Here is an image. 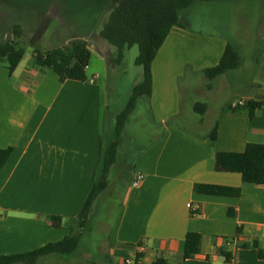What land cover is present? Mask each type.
Masks as SVG:
<instances>
[{
    "label": "crops",
    "instance_id": "0c3cea01",
    "mask_svg": "<svg viewBox=\"0 0 264 264\" xmlns=\"http://www.w3.org/2000/svg\"><path fill=\"white\" fill-rule=\"evenodd\" d=\"M245 3L256 23L244 39L235 30L232 38L195 30L187 24L188 14L185 27L170 29L151 64L150 96L139 101L150 127L146 143L137 145L134 165L126 167L121 159L109 173L112 180L108 176L107 189L91 209L79 250L36 264H125L126 259L133 264H227L221 249L230 253L232 264H264V184H242L238 174L214 170L217 153H241L248 143L264 144V0ZM228 43L239 53L240 65L209 81L205 70L218 64ZM199 89L200 99L195 95ZM220 91H226L224 99L213 107L210 99ZM235 96L236 102L229 100ZM250 100L263 103L253 117L231 108ZM196 103L206 105L203 115L194 112ZM103 107L96 74L83 82H60L53 71L36 64L34 55L22 59L11 75L0 63V149H12L0 171V257L79 232L75 219L92 187L104 142ZM133 113L126 127L137 121L131 120ZM116 115L108 114L110 122ZM215 125L211 142L208 135ZM132 141L124 130L118 156L125 158ZM136 172L144 179L132 187ZM119 182L125 183L123 201L106 224L98 218L106 207L99 201ZM195 184L237 187L240 195L197 194ZM53 217L61 218V227L52 226ZM189 232L202 236L201 249L184 260ZM226 240L232 241L227 245Z\"/></svg>",
    "mask_w": 264,
    "mask_h": 264
},
{
    "label": "trees",
    "instance_id": "16d2710c",
    "mask_svg": "<svg viewBox=\"0 0 264 264\" xmlns=\"http://www.w3.org/2000/svg\"><path fill=\"white\" fill-rule=\"evenodd\" d=\"M97 6L106 10V19L99 31V37L109 46L116 49L114 64H120L124 53L133 46L138 47V55L134 64L141 68L140 80L132 88L125 107L115 116L113 138L108 143L101 139L99 156L95 166L92 187L87 195L75 222L79 232L70 231L62 240L49 243L30 252L0 257V264H36L40 258L50 255L71 256L80 247L81 231L85 227L91 209L98 196L107 189L108 176L117 164L118 149L121 138L129 118L141 99H147L151 93L152 77L151 64L157 51L165 41L172 27H185L184 15L188 10L201 3H214L223 0H94ZM18 34V32L15 31ZM41 36L36 32L32 38L33 43ZM24 50L17 48L12 41L0 42V63L5 66L11 75L24 57ZM34 60L37 65L50 69L59 78L83 82L87 79L86 68L89 65L91 53L87 43L81 38L73 39L67 46L55 47L45 51L35 50ZM111 61L109 60V63ZM240 65V55L228 43L221 59L216 66L205 70L209 81L235 70ZM263 106L260 101L250 100L238 105L233 111H245L249 117ZM194 112L203 115L206 105L196 103ZM217 136L216 125L210 131L208 138L214 142ZM12 153L11 148L0 149V171ZM214 170L216 172L236 173L242 184H264V144L248 143L241 153L219 152L215 155ZM193 190L197 194L221 197H238L240 188L195 184ZM232 214L229 212V215ZM52 226L61 227V218L53 217ZM239 232V231H238ZM202 236L189 232L186 234L182 258L191 259L200 253ZM232 240H226L229 245ZM255 247V244H253ZM226 262L231 260L228 251H219ZM138 260H135L137 263ZM154 264H165L157 261Z\"/></svg>",
    "mask_w": 264,
    "mask_h": 264
},
{
    "label": "rangeland",
    "instance_id": "374dc122",
    "mask_svg": "<svg viewBox=\"0 0 264 264\" xmlns=\"http://www.w3.org/2000/svg\"><path fill=\"white\" fill-rule=\"evenodd\" d=\"M191 28L229 36L234 33L244 39L253 31L256 19L245 0H223L214 3H201L187 11ZM107 12L95 4L94 0H0V42L12 41L17 48L24 50L23 61L32 57L37 49L45 51L55 47L67 46L73 39L81 38L92 49L87 76L96 74L102 88V129L104 142L113 138L108 114H118L126 105L129 87L134 79H138L141 68L134 64L138 55L135 45L125 51L120 64H114L116 49L107 45L100 37L99 31L106 19ZM41 36L31 42L36 32ZM18 32L17 33H15ZM102 51L103 58L98 51ZM247 51L243 52V56ZM110 60L111 62L108 63ZM5 65V62L2 63ZM228 91V90H226ZM226 91L214 93L210 99L213 107L223 101ZM201 98L203 91L195 92ZM238 96L229 99L236 102ZM136 122L128 125L125 131L132 138L129 150L124 157L118 156L117 164L124 160L126 167L134 165L140 145L147 141L149 123L143 105L139 102L131 120ZM112 132V134H111ZM138 145V146H137ZM123 167V166H122ZM112 180V176H109ZM125 192V183L119 182L110 187L99 201L106 206L100 210L98 218L110 224L121 207ZM89 220V219H88Z\"/></svg>",
    "mask_w": 264,
    "mask_h": 264
},
{
    "label": "built area",
    "instance_id": "2783aa9c",
    "mask_svg": "<svg viewBox=\"0 0 264 264\" xmlns=\"http://www.w3.org/2000/svg\"><path fill=\"white\" fill-rule=\"evenodd\" d=\"M238 105H243V103L242 102H238L237 104H233V105H231V108L234 109ZM143 179H144L143 174H141L139 172L134 173L133 178H132V181H131V186L132 187L139 186L142 183ZM137 250H138V252H143L144 251V248L137 247ZM133 263L134 262L131 259H126L125 260V264H133ZM227 264H232V263L229 261V262H227Z\"/></svg>",
    "mask_w": 264,
    "mask_h": 264
}]
</instances>
